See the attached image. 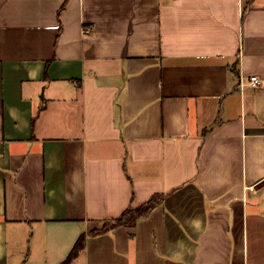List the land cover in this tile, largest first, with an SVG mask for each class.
Instances as JSON below:
<instances>
[{
	"label": "crops",
	"instance_id": "obj_1",
	"mask_svg": "<svg viewBox=\"0 0 264 264\" xmlns=\"http://www.w3.org/2000/svg\"><path fill=\"white\" fill-rule=\"evenodd\" d=\"M156 194L69 264H264V0H0V264Z\"/></svg>",
	"mask_w": 264,
	"mask_h": 264
},
{
	"label": "trees",
	"instance_id": "obj_2",
	"mask_svg": "<svg viewBox=\"0 0 264 264\" xmlns=\"http://www.w3.org/2000/svg\"><path fill=\"white\" fill-rule=\"evenodd\" d=\"M163 199L164 195L156 194L152 196L147 202L138 207L132 208L129 206L120 217L111 220L107 224H104L101 228H96L88 232L86 235H81L73 246L69 256L62 264H69L80 254V252L85 247L86 238L88 236L104 234L121 226L132 228L136 225L139 219L146 218L155 207L160 205Z\"/></svg>",
	"mask_w": 264,
	"mask_h": 264
},
{
	"label": "built area",
	"instance_id": "obj_3",
	"mask_svg": "<svg viewBox=\"0 0 264 264\" xmlns=\"http://www.w3.org/2000/svg\"><path fill=\"white\" fill-rule=\"evenodd\" d=\"M89 30H86V32H88ZM261 84V80L257 77V76H251L247 82L246 85L250 86V87H258ZM245 84L241 81V86H244Z\"/></svg>",
	"mask_w": 264,
	"mask_h": 264
}]
</instances>
